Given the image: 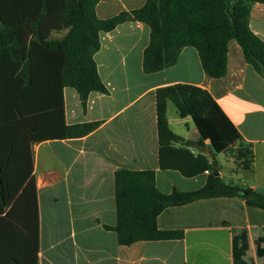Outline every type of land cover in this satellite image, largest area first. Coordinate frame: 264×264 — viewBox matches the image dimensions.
Instances as JSON below:
<instances>
[{
    "label": "crops",
    "instance_id": "obj_1",
    "mask_svg": "<svg viewBox=\"0 0 264 264\" xmlns=\"http://www.w3.org/2000/svg\"><path fill=\"white\" fill-rule=\"evenodd\" d=\"M144 2L99 0L95 13L107 19ZM246 3L249 28L264 42V4ZM148 41L149 28L140 22H125L101 33L93 59L107 92L90 93L83 105L74 89L62 88L64 126L97 123L89 133L40 140L46 133L61 131L58 113L51 119L1 117L0 264L17 260L31 264L34 248L37 264H234L232 239L242 231L247 250L241 260L263 264L255 240L264 233V210L248 206L239 197L166 208L156 218L157 228L181 231V239L122 246L115 232L106 228L116 221L114 174L118 170H152L154 185L163 194L173 189L193 191L205 184L209 171L185 178L176 170L158 167L154 92L169 85L207 91L239 133L240 142L250 146L251 165L224 171L217 162L220 153H214L206 140L196 144L199 134L191 118L180 117L167 102L169 129L194 156L215 162L224 183L264 195V77L244 61L235 40L228 43L226 74L221 78L205 75L193 47H184L173 66L145 74L141 62Z\"/></svg>",
    "mask_w": 264,
    "mask_h": 264
},
{
    "label": "trees",
    "instance_id": "obj_2",
    "mask_svg": "<svg viewBox=\"0 0 264 264\" xmlns=\"http://www.w3.org/2000/svg\"><path fill=\"white\" fill-rule=\"evenodd\" d=\"M98 2L0 0V119L16 114L24 119H51L58 113L61 131L46 133L40 140L52 136L81 137L92 131L97 123L64 126L61 90L74 89L83 105L90 93L107 92L93 56L100 47V34L125 22H140L149 28V41L141 62L145 74L173 66L184 47H193L205 75L211 79L221 78L226 74L228 43L235 40L244 61L264 77V42L249 28L250 8L246 3L264 4V0H145L140 8L121 11L107 19L97 17ZM154 101L159 169L176 170L185 178L205 171L209 174L205 184L197 190L173 189L163 194L154 185L152 170L116 171V221L113 227L106 228L115 232L119 245L181 239V231L158 229L156 218L168 207L196 200L239 197L248 206L264 210L263 194L224 183L216 163L200 154L194 156L187 145L182 144L184 140L168 127L166 105L170 102L180 117L191 118L199 134L196 144L206 140L216 154H226L238 144L237 162L245 163L244 169H248L252 162L250 146L240 142L239 133L207 91L174 84L156 89ZM175 144L180 146L175 147ZM6 204L2 202L1 206ZM33 213L36 215L34 192ZM35 223L36 219L34 226ZM261 244L264 245V233L255 240L256 254L264 258ZM246 250V233L242 231L232 239L234 264H246L241 260ZM30 263L37 264L35 248ZM16 264H20L18 260Z\"/></svg>",
    "mask_w": 264,
    "mask_h": 264
},
{
    "label": "rangeland",
    "instance_id": "obj_3",
    "mask_svg": "<svg viewBox=\"0 0 264 264\" xmlns=\"http://www.w3.org/2000/svg\"><path fill=\"white\" fill-rule=\"evenodd\" d=\"M231 1V0H229ZM173 110L175 111L174 107H173ZM238 149V144H234L228 151L227 153H220L219 155H217V162L220 164L221 168L224 169V171H226L227 173L228 172V169L229 168H236V169H239V170H243L244 169V165H246L245 163L241 162V161H238L237 162V156L239 155L236 150ZM226 155V156H225ZM234 159V162L231 158ZM247 160V157L246 159ZM227 173H226V177L224 178V181L227 182ZM238 178L240 179H243V177L239 176ZM234 183H238L239 180H234L233 181Z\"/></svg>",
    "mask_w": 264,
    "mask_h": 264
}]
</instances>
